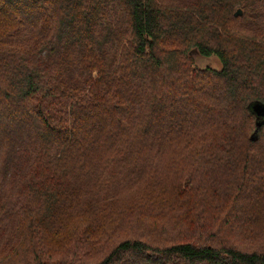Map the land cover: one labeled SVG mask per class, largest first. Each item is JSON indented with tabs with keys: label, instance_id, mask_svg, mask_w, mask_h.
I'll use <instances>...</instances> for the list:
<instances>
[{
	"label": "trees",
	"instance_id": "obj_1",
	"mask_svg": "<svg viewBox=\"0 0 264 264\" xmlns=\"http://www.w3.org/2000/svg\"><path fill=\"white\" fill-rule=\"evenodd\" d=\"M0 264H264V0H0Z\"/></svg>",
	"mask_w": 264,
	"mask_h": 264
},
{
	"label": "rangeland",
	"instance_id": "obj_2",
	"mask_svg": "<svg viewBox=\"0 0 264 264\" xmlns=\"http://www.w3.org/2000/svg\"><path fill=\"white\" fill-rule=\"evenodd\" d=\"M238 10L243 11L242 8H236L235 12H237ZM190 55L192 57V61L195 64V66L200 69L211 68V69L218 70L221 67L220 61L218 60L216 56L204 57L200 55L197 50H192Z\"/></svg>",
	"mask_w": 264,
	"mask_h": 264
},
{
	"label": "water",
	"instance_id": "obj_3",
	"mask_svg": "<svg viewBox=\"0 0 264 264\" xmlns=\"http://www.w3.org/2000/svg\"><path fill=\"white\" fill-rule=\"evenodd\" d=\"M241 14H242L241 11L238 10L237 12H235L234 16H235V17H237V16H241ZM258 126H259V123L257 124V127H258ZM255 133H256V131L254 132V135L252 136V139H253V140L255 139V137H254V136H255Z\"/></svg>",
	"mask_w": 264,
	"mask_h": 264
}]
</instances>
